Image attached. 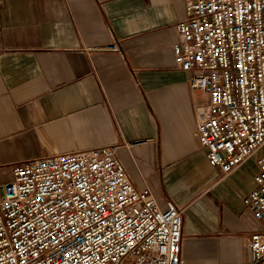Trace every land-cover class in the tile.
Returning a JSON list of instances; mask_svg holds the SVG:
<instances>
[{"label": "crops", "instance_id": "1", "mask_svg": "<svg viewBox=\"0 0 264 264\" xmlns=\"http://www.w3.org/2000/svg\"><path fill=\"white\" fill-rule=\"evenodd\" d=\"M183 18V0H0V185L28 160L141 140L117 157L182 210L185 264H243L263 231L242 203L256 156L220 176L199 148L209 95L173 62Z\"/></svg>", "mask_w": 264, "mask_h": 264}, {"label": "built area", "instance_id": "2", "mask_svg": "<svg viewBox=\"0 0 264 264\" xmlns=\"http://www.w3.org/2000/svg\"><path fill=\"white\" fill-rule=\"evenodd\" d=\"M183 3L173 62L190 89L209 95L193 107L198 146L220 176L256 156L242 203L263 231L251 234L243 264H264V0ZM141 142L15 165L0 185V264H185L182 210L160 208L117 157Z\"/></svg>", "mask_w": 264, "mask_h": 264}]
</instances>
